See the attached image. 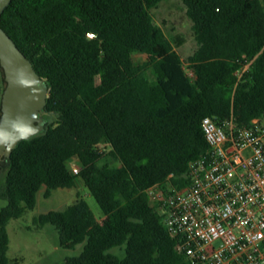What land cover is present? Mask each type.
Instances as JSON below:
<instances>
[{"label":"trees","instance_id":"trees-1","mask_svg":"<svg viewBox=\"0 0 264 264\" xmlns=\"http://www.w3.org/2000/svg\"><path fill=\"white\" fill-rule=\"evenodd\" d=\"M162 1L12 0L0 14L46 80L45 112L55 119L3 157L0 264H22L8 256L9 221L33 210L44 186L51 197L79 177L102 221L81 197L36 218L56 228L61 247L83 243L65 264H190L148 190L189 183L190 163L209 150L205 116L246 125L264 114V0H182L197 42L186 60L177 49L185 37L155 21ZM135 53L146 60L136 63Z\"/></svg>","mask_w":264,"mask_h":264},{"label":"built area","instance_id":"built-area-1","mask_svg":"<svg viewBox=\"0 0 264 264\" xmlns=\"http://www.w3.org/2000/svg\"><path fill=\"white\" fill-rule=\"evenodd\" d=\"M201 125L209 150L190 163L189 183L154 185L150 201L190 264H264V114ZM70 169L79 174L76 159Z\"/></svg>","mask_w":264,"mask_h":264},{"label":"rangeland","instance_id":"rangeland-1","mask_svg":"<svg viewBox=\"0 0 264 264\" xmlns=\"http://www.w3.org/2000/svg\"><path fill=\"white\" fill-rule=\"evenodd\" d=\"M152 12L155 21L168 36L179 34L185 37V43L177 49L186 60L196 49L197 42L194 37L193 22L187 14L185 4L182 0H163ZM134 60L136 63L142 64L146 60V56L142 53H135ZM5 86L4 71L0 66V96H2ZM44 117L47 124L55 120L53 114L49 112H45ZM102 146L109 150L107 145L102 144ZM101 164L116 165L117 163L111 158H106ZM8 165L9 161L2 157L0 159V190L5 183ZM165 187L169 188L172 185L168 184ZM45 191L46 186L38 194V202L33 210H27L20 218L11 219L7 226L10 238L8 256L12 259L18 258L22 264H65L67 257L77 255L83 250V243L70 249L61 247L58 231L52 224L41 226L36 219L40 214L49 210L65 209L81 197L89 203L98 221H102L104 217L100 205L80 177L77 178L75 187L56 189L51 197H46ZM6 203L0 198V210ZM114 252L123 254V250L119 248L114 249Z\"/></svg>","mask_w":264,"mask_h":264},{"label":"water","instance_id":"water-1","mask_svg":"<svg viewBox=\"0 0 264 264\" xmlns=\"http://www.w3.org/2000/svg\"><path fill=\"white\" fill-rule=\"evenodd\" d=\"M11 1L0 0V14ZM0 66L6 82L0 116V159H9L20 141L46 130L44 113L49 87L30 58L1 26Z\"/></svg>","mask_w":264,"mask_h":264}]
</instances>
